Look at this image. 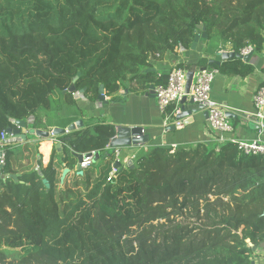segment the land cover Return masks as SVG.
<instances>
[{"label":"trees","instance_id":"16d2710c","mask_svg":"<svg viewBox=\"0 0 264 264\" xmlns=\"http://www.w3.org/2000/svg\"><path fill=\"white\" fill-rule=\"evenodd\" d=\"M199 25L205 56L179 67L252 72L239 58L210 65L208 56L224 44L261 51L264 0H0V133L30 116L32 128H65L83 113L74 98L82 89L94 102L100 84L111 101L121 88L165 86L168 73L153 70L150 57L191 49ZM115 134L113 123L85 120L54 136L62 148L46 166L38 141H23L22 154L5 143L0 264L251 263L252 247L264 243V154L211 140L173 151L152 145L135 150L132 169L111 174ZM93 151L99 158L60 187L74 153ZM186 211L201 223H184ZM159 219L167 225L155 227Z\"/></svg>","mask_w":264,"mask_h":264},{"label":"crops","instance_id":"0c3cea01","mask_svg":"<svg viewBox=\"0 0 264 264\" xmlns=\"http://www.w3.org/2000/svg\"><path fill=\"white\" fill-rule=\"evenodd\" d=\"M205 43L200 39L195 49H185L179 51H167L163 54L153 55L150 57V66L158 74L169 73V71L179 63H194L200 57H204ZM230 44L221 45L218 52L228 51ZM209 59H220L216 56H208ZM221 63V62H220ZM248 63L253 66L251 73L243 75H227L221 73L215 77L211 83L210 98L218 104L226 107V111L230 113L228 116L234 130L225 134L227 137H233L239 140L251 141L260 139L264 142V119L261 121L254 115L255 108L253 103V93L255 88L264 83V45L260 52H253ZM199 67L196 66L194 70ZM134 83L130 84L133 86ZM148 91L133 92L126 88H121L115 95L119 96L117 100H110L111 96L105 94L107 103L102 107H96L95 101L88 102L83 96H74L76 103L83 113L78 116L83 122L90 119H99L116 125L142 126L144 133L148 134L149 142L143 146L152 145L161 146H183L194 145L202 141H214L212 136L216 132L211 131L207 125V118L203 115L202 110H198L192 115V120L184 124L180 128L171 129L173 123H164V116L160 112L154 95L147 94ZM83 94V93H82ZM193 105L185 104V109L191 108ZM27 126L23 129L26 131L33 122L30 116L27 120ZM26 142L38 141L37 159H40L42 166H46L53 156V149L59 152L62 143L57 141L56 137L39 139L35 135L27 134ZM7 142H14L17 151L22 154V140L9 139ZM215 142V141H214ZM59 144V147L56 145ZM140 147V146H139ZM139 147L121 148L120 153L114 148L115 159H119L122 166L126 165L130 155L135 153ZM114 159V160H115ZM54 160H57L54 158ZM77 164V161H76ZM38 168V164H36ZM59 173V181L62 170ZM69 169V168H68ZM39 170V169H38ZM77 174L76 165L73 170L66 173L64 180L59 183L63 187L65 183H69L73 175ZM78 175V174H77ZM253 260L255 264H264V243L257 247L254 251Z\"/></svg>","mask_w":264,"mask_h":264},{"label":"built area","instance_id":"2783aa9c","mask_svg":"<svg viewBox=\"0 0 264 264\" xmlns=\"http://www.w3.org/2000/svg\"><path fill=\"white\" fill-rule=\"evenodd\" d=\"M229 48V51L233 50L231 45ZM177 49L179 51L185 50L181 45H179ZM252 50V46L248 45L241 48L238 52L242 55H246ZM154 55L158 56L159 53H155ZM188 70L189 69L176 65L168 73L167 84L165 86L158 85L154 87V97L160 112L164 116V123H173L175 128H180L184 125L186 120L192 118L191 116H188L180 120L175 119V116L181 111L180 100L184 95H186L187 99H192L195 104L206 101V108L208 110V117L206 121L208 128L211 131L217 133L215 136H212V139L215 142L234 143L241 154H264V142L260 139L245 141L225 136V134L234 130L228 116L226 115V107L222 104L216 103L210 98L211 83L215 77L220 74L219 69L216 67H209L193 70L190 88L188 93H186L185 84ZM74 96H83V94L75 92ZM253 103L255 108L254 115L262 121L264 119V83L258 85L255 88L253 93ZM170 105H174V109L171 113H168L167 108ZM142 131L144 132V129ZM9 139H15V137L9 134L7 131H2L0 133V168L4 166L6 162L5 143ZM174 149L175 145H172L171 151ZM134 157L135 153L130 155V159ZM91 163L92 156L83 158L80 164L81 169L84 170ZM116 171L117 169L112 167L111 174L115 173Z\"/></svg>","mask_w":264,"mask_h":264},{"label":"water","instance_id":"95a60500","mask_svg":"<svg viewBox=\"0 0 264 264\" xmlns=\"http://www.w3.org/2000/svg\"><path fill=\"white\" fill-rule=\"evenodd\" d=\"M206 36L205 33V27H201L200 25L197 26L196 32H195V36L193 38L192 44H191V49H195L197 46V43L200 39H204ZM253 50L250 51L248 54L246 55H242L239 52H236L234 50H228V51H221L218 52V57H220V59H209L208 63L211 64H220V62L222 60L228 59V58H239L241 60H243L244 62H248L249 59L251 58L252 54H253ZM79 75V72L78 74ZM192 76H193V70H188L187 75H186V84H185V92L188 93L189 88H190V84L192 81ZM77 77V76H76ZM76 77L73 79L72 83L70 84V86L67 88L66 91L68 92H73L74 91V81L76 79ZM83 89L78 91L79 93H83ZM147 94L150 95H154V87L152 85L149 86L148 92ZM107 99L105 96V91H104V86L102 84L99 85L98 88V93L95 99V106L96 107H102L103 104L107 103ZM190 104L193 105V107L185 109V104ZM180 104H181V111L180 113H178L175 116L176 120H180L183 118H186L188 116H191L196 113L198 110H202L203 111V115L205 116V118L208 117V110H207V102L203 101L201 103L195 104L193 102L192 99H187L186 95H184L181 100H180ZM226 115L229 116L230 113H228L226 111ZM192 120V118H189L188 120H186L184 122V124L189 123ZM15 123V127L13 128H8L6 131L11 134L12 136L25 141L27 139V134H31V135H35L37 138H49V137H54L57 134H61V133H66L69 131H72L74 129L80 128L83 125L82 120L78 119L72 123H70L68 126H66L65 128H61V127H53L51 128V130L49 131H45L39 128H32L31 126L28 127L26 129V131H24L23 129L27 126V122L24 120H16L14 121ZM174 125L171 126V129H174ZM143 127L142 126H128V125H116L115 126V131L116 134L111 138L110 142H109V147L111 148H117V151L120 153L121 148H128V147H143L145 146L148 142H149V136L148 134L144 133L143 131ZM60 145L57 144L56 147H59ZM74 156L76 157V170H77V174L78 175H82L83 174V169H81V162L82 159L85 157H89L92 156V163L95 162L98 158H99V152L98 151H93L90 153H86V154H76L74 153ZM132 159H128L126 162L125 166L121 165V162L119 159H115L114 162L112 163V167L116 168L118 171H121L124 167H129V168H133V164H132ZM69 171L68 168H64L62 170L61 176H60V182H62L64 180V177L66 175V173ZM2 178H6V177H10L13 180H17V175L15 174H7L1 175ZM43 182L46 183V179H43ZM46 185L48 186V184L46 183ZM246 242L248 243V245H251L250 243V239L247 238ZM253 250H255V247H252ZM250 264H255L254 260L251 261Z\"/></svg>","mask_w":264,"mask_h":264},{"label":"rangeland","instance_id":"374dc122","mask_svg":"<svg viewBox=\"0 0 264 264\" xmlns=\"http://www.w3.org/2000/svg\"><path fill=\"white\" fill-rule=\"evenodd\" d=\"M210 198L212 199L213 196H211ZM202 204H203V202H202V200H200V206H202ZM178 219H180V217ZM181 220H183L184 223H188V222H190V223H194V222L201 223V221L196 220L195 217H190L187 211H186L185 217L183 219H181ZM152 224L155 227H160L162 225H167V223L163 219L155 220V221L152 222Z\"/></svg>","mask_w":264,"mask_h":264}]
</instances>
